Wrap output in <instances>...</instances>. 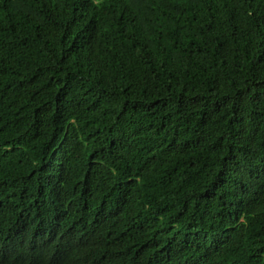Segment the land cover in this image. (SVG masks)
Segmentation results:
<instances>
[{"label": "trees", "instance_id": "1", "mask_svg": "<svg viewBox=\"0 0 264 264\" xmlns=\"http://www.w3.org/2000/svg\"><path fill=\"white\" fill-rule=\"evenodd\" d=\"M0 264H264V0H0Z\"/></svg>", "mask_w": 264, "mask_h": 264}]
</instances>
